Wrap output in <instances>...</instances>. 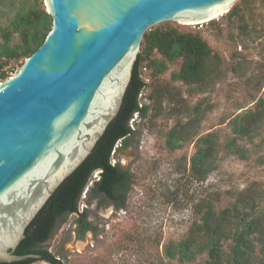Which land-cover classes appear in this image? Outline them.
<instances>
[{"label": "rangeland", "instance_id": "374dc122", "mask_svg": "<svg viewBox=\"0 0 264 264\" xmlns=\"http://www.w3.org/2000/svg\"><path fill=\"white\" fill-rule=\"evenodd\" d=\"M35 6L46 9L45 0L0 2V28L19 11ZM233 8L238 15L192 25L167 22L152 29L199 33L221 63L212 62L215 72L203 84L186 85L172 79L181 60L156 78L145 66L161 56L154 51L144 60L142 71L147 69L150 82L140 99L150 108L143 118L134 115L131 145L119 144L111 158L131 175L125 205L116 210L105 197L89 196L95 174L79 200V214L85 213L96 231L78 239L79 214H71L44 244L63 264H203L205 256L193 262L171 258L168 247L187 236L208 200L222 209L251 189L259 194V211L264 212V120L252 137L240 138L236 148L226 146L233 137V120L264 98V0H238ZM13 38L19 43L18 34ZM24 62L10 63L9 78ZM175 128L182 130L172 148L169 141ZM208 134L214 136V155L209 174L200 180L191 171V159L198 140Z\"/></svg>", "mask_w": 264, "mask_h": 264}, {"label": "water", "instance_id": "95a60500", "mask_svg": "<svg viewBox=\"0 0 264 264\" xmlns=\"http://www.w3.org/2000/svg\"><path fill=\"white\" fill-rule=\"evenodd\" d=\"M238 0H45L51 30L0 84V263L118 115L145 34L199 24ZM222 15V14H221Z\"/></svg>", "mask_w": 264, "mask_h": 264}, {"label": "trees", "instance_id": "16d2710c", "mask_svg": "<svg viewBox=\"0 0 264 264\" xmlns=\"http://www.w3.org/2000/svg\"><path fill=\"white\" fill-rule=\"evenodd\" d=\"M2 1L4 0H0ZM227 14L235 16L239 11L233 8ZM50 30L51 18L39 6L28 11H19L8 26L0 28L3 38L0 43V79H8L6 68L10 63L30 57L42 45ZM14 34H18L19 43H14ZM142 44L143 50L135 63L118 115L109 124L93 152L58 187L27 227L25 238L14 251V255L41 254L46 256L41 261L63 264L45 249L44 244L51 239L60 222H64L71 214H79V200L92 174L97 170L101 171V179L94 183L91 191L101 193L115 202L116 210L124 207L131 188V175L113 165L111 158L116 145L124 144L134 135L135 131L130 127L134 115L143 118L150 108L147 103H142L140 95L149 87L142 79V69L144 60L151 53L156 51L161 56V60L150 59L145 66L152 69L153 78L164 73L170 63L181 60L180 70L172 74V79L186 85L203 84L215 72L212 62L221 63L220 57L213 53L199 33L181 32L173 27L159 28L148 31ZM155 96L157 92L154 91ZM263 120L264 98L256 103L254 109L233 120V137L227 142V148H236L240 138L252 137ZM186 127L184 125L182 129ZM181 130L175 128L171 132L170 147L177 146V134ZM213 137L212 134L201 137L197 151L191 159V171L200 180L205 179L210 172L208 167L214 155ZM258 198L256 191L245 189L237 195L235 201L222 209H217L208 200L201 211V219L194 222L185 238L168 247V256H179L185 262H193L198 257L205 256L203 264H264V212L259 211ZM78 225L80 240L84 239L87 230L96 231L86 220L85 213L79 214ZM36 261L30 259L11 264H33Z\"/></svg>", "mask_w": 264, "mask_h": 264}, {"label": "flooded vegetation", "instance_id": "af4514ba", "mask_svg": "<svg viewBox=\"0 0 264 264\" xmlns=\"http://www.w3.org/2000/svg\"><path fill=\"white\" fill-rule=\"evenodd\" d=\"M132 136H133V135H132ZM132 136H130V137L127 139V141H126L124 144H122V145L125 146V147L130 146V145H131V144H130V140H131ZM111 163H112V161H111ZM114 165H115V166H118V167L121 169L120 165H118V164H114ZM121 170H123V169H121ZM95 174H96V178H95V180L92 182L93 185H94L95 182H98V181H100V179H101V171H100V170H97V171H95V172L92 174L90 181L92 180V177H93ZM90 192H91V193L89 194V196H92V193H93V194H94V197H96V196H103V197H105V198L109 201V203H110L112 206H114V208L116 209V207H115V202H113L112 200H110L107 196H105V195H103V194H101V193L93 192V191H90ZM118 202H120V201H118ZM86 220H87V216H86ZM87 221H88V220H87ZM88 222H89V221H88ZM88 231H90V230H87L86 233H87Z\"/></svg>", "mask_w": 264, "mask_h": 264}, {"label": "built area", "instance_id": "2783aa9c", "mask_svg": "<svg viewBox=\"0 0 264 264\" xmlns=\"http://www.w3.org/2000/svg\"><path fill=\"white\" fill-rule=\"evenodd\" d=\"M146 71H147V69L145 68L144 69V71H143V75H142V79L145 81V83L146 84H148L150 81H149V79L148 78H146L145 76H146ZM136 116H137V114H136ZM132 121V120H131ZM119 145V144H118ZM118 145H116V148L118 147ZM116 148H115V150H116ZM115 152V151H114ZM113 152V153H114ZM113 155V154H112ZM114 165V164H113Z\"/></svg>", "mask_w": 264, "mask_h": 264}, {"label": "bare ground", "instance_id": "6f19581e", "mask_svg": "<svg viewBox=\"0 0 264 264\" xmlns=\"http://www.w3.org/2000/svg\"><path fill=\"white\" fill-rule=\"evenodd\" d=\"M221 14L224 15L223 12H220V16H222ZM220 16H219V17H220ZM219 17H217L216 19H218ZM189 25H192V24H189Z\"/></svg>", "mask_w": 264, "mask_h": 264}]
</instances>
